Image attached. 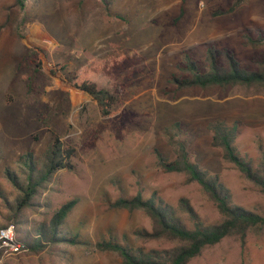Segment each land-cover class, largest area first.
Here are the masks:
<instances>
[{
	"label": "rangeland",
	"instance_id": "1",
	"mask_svg": "<svg viewBox=\"0 0 264 264\" xmlns=\"http://www.w3.org/2000/svg\"><path fill=\"white\" fill-rule=\"evenodd\" d=\"M258 31L264 33V0H25L22 8L0 0V225L13 226L7 206L18 193L5 170L21 178L28 159L39 167L56 138L73 150L72 169L54 174L27 214V229L48 225L64 203L77 201L59 229L76 238L74 245L18 254L1 248L0 264H121L118 255L95 250L109 238L144 250L167 247L133 235L151 231L142 211L113 207L137 194L175 209L184 198L204 225L219 223L198 184L157 164L156 152L174 158L163 130L176 122L190 160L218 177L234 205L264 215V195L222 159L207 129L220 118L236 122L234 146L257 165L264 156V96L241 86L180 89L170 82L185 55L205 65L210 45L255 69L250 59L259 50L241 42L243 33ZM133 54L141 73L124 80L122 110L137 119L117 132L115 121L101 119L96 102L67 84L61 69L72 73ZM188 264H264V231L248 234L243 245L224 238Z\"/></svg>",
	"mask_w": 264,
	"mask_h": 264
},
{
	"label": "trees",
	"instance_id": "2",
	"mask_svg": "<svg viewBox=\"0 0 264 264\" xmlns=\"http://www.w3.org/2000/svg\"><path fill=\"white\" fill-rule=\"evenodd\" d=\"M24 1L16 0V3L22 8ZM242 1L236 0L238 3ZM241 44L259 50L250 59L255 69L241 68L231 50H216L210 45L206 48L205 65H201L192 56L185 55L181 73L172 75L170 82L180 89L241 86L252 89V95L264 96V33L245 32ZM49 69L50 73H56L51 67ZM61 71L67 84L96 102L101 119L115 121L117 132H121L125 125L136 123L137 116L123 111L122 108L127 89L124 80L141 73L139 57L133 54L72 73H66L64 67ZM237 127L236 122L230 124L222 118L208 122L207 129L211 132L210 144L219 148L222 159L234 165L241 175L264 195V156L254 165L251 160L240 155L234 146ZM163 134L168 144L173 147L174 158L169 159L156 152L158 166L166 173L184 175L188 183L198 184L214 204L221 221L204 225L184 198L179 200L177 209L160 198L143 199L140 194L131 198H120L113 207L142 211L151 221V231L138 229L133 232L136 239L165 243L167 247L144 250L109 238L95 243L96 251L118 255L121 264H188L204 249L218 244L224 238L237 237L243 245L248 234L264 231V215L234 205L229 190L218 177L209 175L190 160L188 143L181 136L179 122L164 128ZM72 156L73 150L64 148L56 138L45 151L39 167L28 159L27 170L22 173L21 178L8 169L5 170L7 179L18 190L13 202L7 206L10 213L8 221L12 222L16 242L23 249L39 253L50 245L76 243L75 237L69 238L59 232L65 218L76 205V200H70L56 210L48 225H39L33 231L27 229V214L36 211L37 198L54 174L62 169H72ZM180 214L186 215V220ZM7 225H0V230Z\"/></svg>",
	"mask_w": 264,
	"mask_h": 264
},
{
	"label": "built area",
	"instance_id": "3",
	"mask_svg": "<svg viewBox=\"0 0 264 264\" xmlns=\"http://www.w3.org/2000/svg\"><path fill=\"white\" fill-rule=\"evenodd\" d=\"M1 248L8 250L10 254H18L20 251L25 250L16 242L12 225L0 230V249Z\"/></svg>",
	"mask_w": 264,
	"mask_h": 264
}]
</instances>
